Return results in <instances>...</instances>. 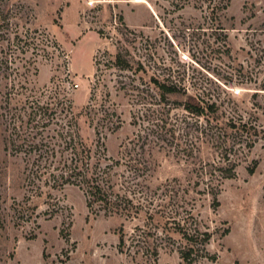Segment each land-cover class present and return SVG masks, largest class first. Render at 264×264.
Returning a JSON list of instances; mask_svg holds the SVG:
<instances>
[{
	"label": "rangeland",
	"instance_id": "1",
	"mask_svg": "<svg viewBox=\"0 0 264 264\" xmlns=\"http://www.w3.org/2000/svg\"><path fill=\"white\" fill-rule=\"evenodd\" d=\"M10 2L26 8L24 20L11 23H21L25 33L38 30L56 46L44 47L49 57L42 51L32 56V48L27 54L10 57L8 49L9 54L1 53L7 46L4 42L0 43L1 59L11 62L17 58L14 65L30 81L27 94L70 101L79 115L80 135L89 144L95 140V130L86 109L95 107L101 112L99 118L105 111L116 113L121 121L117 130H103L109 157L120 159L124 146L152 128L150 119L136 121L134 117L148 115L146 109L157 114L165 108L156 105L160 92L153 79L178 85L191 95H212L227 112L238 111L264 130V0H232L218 20L224 30L215 29L200 10L174 11L164 0H123L113 2L112 7L103 2L100 9L95 0ZM120 17L126 25L123 36L113 28ZM6 33L7 29H0L2 36ZM119 52L131 62L130 70L113 64ZM25 97H14L10 109L0 97V168L4 169L0 207L10 215L6 227L0 229V264H144L119 251L122 219L93 214L84 194L74 187L55 191L52 200H35L40 214L37 226L12 222V207L23 200L26 189L21 160L11 156L6 146L13 127L27 121L28 112L22 106ZM181 101L179 96L172 97L171 108L166 110L173 116L184 115ZM97 123L98 118L94 125ZM260 136L250 151L237 147L244 154L239 152L236 177L222 183L219 204L210 196H196L194 214L201 230L210 231L212 239L207 245L208 258H199L194 264H264V132ZM175 149L154 150L149 159L150 183L158 186L179 179L182 190L201 191L205 186L195 185L198 176L176 156ZM209 151L204 145L203 159L211 158ZM255 165L250 174L248 169ZM49 207L56 209L52 217L44 215ZM135 224L126 223L127 232ZM174 237L176 246L162 250L154 264H186L178 252L183 243L179 236Z\"/></svg>",
	"mask_w": 264,
	"mask_h": 264
},
{
	"label": "trees",
	"instance_id": "2",
	"mask_svg": "<svg viewBox=\"0 0 264 264\" xmlns=\"http://www.w3.org/2000/svg\"><path fill=\"white\" fill-rule=\"evenodd\" d=\"M95 1L99 2L97 8L100 9L103 2H109L112 7L113 2L123 0ZM164 1L169 2L174 11H182L186 7L200 10L210 17L215 29H226L218 20L232 0ZM0 3V29L8 31L5 37L0 34V43L7 42L1 53H10V57H14L15 54H27L32 48V56L37 57L38 52L42 51L45 57H49L45 48L51 44L56 46L54 41L38 30L28 29L25 33L21 23H11L13 19L22 22L26 8L22 4L15 6L10 0H0ZM113 28L123 36L122 28L126 29L124 19L120 17L119 22L115 21ZM98 33L105 35L102 30ZM117 42L122 46V39ZM1 57V100L10 109L14 97L26 95L22 106L28 112L27 121L15 125L14 133L7 137L6 151L20 158L23 188L26 189L23 200L15 201L12 207L11 219L15 226H37L40 214L37 213L39 206L35 200H52L55 191L74 187L84 194L90 212L97 216L122 219L118 233L120 253L144 264H154L162 250L176 246V235L183 243V246H178V252L186 264L208 258L207 245L212 234L208 230H201L194 214L199 201L196 196H210L215 204H219L220 187L225 180L236 177L241 160L239 152L244 154L237 147L250 151L261 139L263 129L247 121L238 111L234 114L227 112L219 99L212 95H191L178 85L153 79L160 92L156 105L165 108L157 111V114H151L146 109L148 115L134 117L136 121L150 119L152 128L146 135H136L128 146L123 147L121 158L114 159L108 156L104 131L117 130L121 121L116 113L105 111L99 118L101 112L95 107L86 109L90 127L94 126L95 130V140L89 144L80 135L79 115L74 113L70 101L52 95L27 94L30 81L20 73L21 68L14 65L17 58L9 62ZM113 64L122 70L132 67L122 52L116 55ZM35 71L37 74L36 68ZM14 74L15 78L12 79ZM175 96L182 99L179 103L185 112L182 116H173L171 111L166 110L171 108V98ZM110 117L117 119L113 122ZM107 122L112 123L106 125ZM99 126H102L101 129ZM151 138L155 141H151ZM204 145L211 152V158L207 160L201 156ZM174 146L176 156L183 158L198 176L199 182L195 185L205 186L201 191L182 190L179 179L168 180L158 186L150 183L148 178L152 161L149 159L154 150H173ZM256 168V165L250 167L249 173L254 174ZM3 174L4 169L0 168V177ZM55 212V208L49 207L44 215L52 217ZM8 217L10 215H6L0 207V229L6 227ZM126 223H136L130 233L126 230Z\"/></svg>",
	"mask_w": 264,
	"mask_h": 264
}]
</instances>
